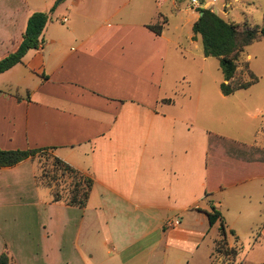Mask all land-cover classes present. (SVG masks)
<instances>
[{
    "label": "crops",
    "instance_id": "1",
    "mask_svg": "<svg viewBox=\"0 0 264 264\" xmlns=\"http://www.w3.org/2000/svg\"><path fill=\"white\" fill-rule=\"evenodd\" d=\"M179 1L0 0V60L17 49L33 13L50 14L40 48L0 75V150H50L91 177L87 206L76 209L81 218H102L111 239L109 215L158 214L165 234L168 223L178 222L173 230L183 225L170 214L208 219L201 202L226 190L230 176L235 186L264 181L257 176L264 149L226 152L229 139L210 127L215 101L230 96L221 91L224 77L216 94L202 93L215 58L205 57L193 30L188 47L180 34H168L167 5L181 17L175 30L183 14L191 29L200 17ZM164 18L157 35L149 26ZM214 150L221 153L216 164ZM39 173L32 159L0 168V255L8 251L16 264L23 254L41 260L32 229L47 231L49 209L62 207L50 189L44 196Z\"/></svg>",
    "mask_w": 264,
    "mask_h": 264
},
{
    "label": "rangeland",
    "instance_id": "2",
    "mask_svg": "<svg viewBox=\"0 0 264 264\" xmlns=\"http://www.w3.org/2000/svg\"><path fill=\"white\" fill-rule=\"evenodd\" d=\"M198 1L201 7L193 6L191 0L179 2L190 13L196 11L195 16H199L198 11L205 8L230 23L264 26V0ZM171 9L169 5L165 8V13L170 18V23L166 26L167 32L171 35L180 34L182 45L188 47L187 37L192 33L191 27L186 24L189 18L183 14V27L175 30L181 17L174 15ZM194 40L199 43L201 37L196 36ZM199 46L202 51V44ZM212 60L215 65L208 70V77L204 80L206 88H203L202 93L207 89L208 94H216L218 83L224 77L223 72L217 69H220L218 59ZM238 67L234 83L245 80L246 67L259 78V82L247 90L236 92L234 97L230 96L228 103L215 101L210 127L218 135L229 139L222 143L225 151L228 149L226 152L250 155L253 153L251 149L255 147L264 149V38L245 49L239 58ZM192 81L196 79L193 78ZM198 87L199 85L193 84L192 91L199 90ZM220 155V151H213L214 164ZM54 157L50 150H44L35 160L38 162L39 174H44L47 181H53V185H57L55 189L63 193L65 200L59 203L62 207L49 209L48 215L53 218L51 228L48 226L47 231L37 226L32 229L31 245L37 250L41 260H36L34 255L23 254L19 257L22 259L20 264H264V239L259 238V234L264 231L262 179L257 180L254 185L248 183L235 186L231 180L233 176H230L222 184L226 190L200 204L210 212L211 205L215 204L221 212L227 227L228 246L237 252L230 254L223 245L217 246L221 240V223L210 228L208 219L196 213L180 216L170 214L168 217L171 221H182L183 225L179 228L184 231L178 232L179 228L173 230V226L167 224L168 231L165 234L160 229L158 214L140 215L128 210L116 214L115 218L109 215L111 239L103 226L102 218L97 219L93 213L87 212L84 219L76 207L66 208L73 179L68 174L61 175L57 171L53 165ZM257 176H264V167L257 165ZM42 187L45 196L47 188ZM47 194L50 197V193ZM65 226L69 227L68 232L65 231Z\"/></svg>",
    "mask_w": 264,
    "mask_h": 264
},
{
    "label": "trees",
    "instance_id": "3",
    "mask_svg": "<svg viewBox=\"0 0 264 264\" xmlns=\"http://www.w3.org/2000/svg\"><path fill=\"white\" fill-rule=\"evenodd\" d=\"M61 2L62 0L58 1L56 5ZM198 12L202 16L193 25L194 38L196 36L201 37L205 57L217 58L220 61V67L225 78V82L221 84L223 95L231 96L240 90H247L257 84L259 78L251 72L249 67H246L243 82L236 84L234 79L239 68L238 61L241 54L247 47L264 38V26L251 27L246 23H230L210 9L201 8ZM49 20V13L35 12L30 16L26 31L17 49L0 60V75L21 64L23 58L30 51L40 48L41 37ZM166 25L167 21L163 20L156 25L149 26V28L157 35H161ZM16 96L18 97L17 94ZM42 151L44 149L0 150V168L14 167L28 159L35 160V157ZM53 165L61 175L68 174L73 179L67 201L68 205L80 209L86 208L94 180L57 157H54ZM38 181L52 191L54 203L65 200L63 193L55 189L57 185H53V181H47L44 174H39ZM207 215L210 228H213L218 222L221 223V240L217 246L221 244L230 254H237L235 249L228 246L227 227L221 212L212 207V211L208 212ZM231 233L235 235L234 231ZM263 233H260L259 237H262ZM0 264H15L8 251L0 255Z\"/></svg>",
    "mask_w": 264,
    "mask_h": 264
},
{
    "label": "built area",
    "instance_id": "4",
    "mask_svg": "<svg viewBox=\"0 0 264 264\" xmlns=\"http://www.w3.org/2000/svg\"><path fill=\"white\" fill-rule=\"evenodd\" d=\"M191 3H192L193 6L201 7L198 0H191ZM176 224H178V222H176ZM175 225L172 224V223H168V226H175Z\"/></svg>",
    "mask_w": 264,
    "mask_h": 264
},
{
    "label": "water",
    "instance_id": "5",
    "mask_svg": "<svg viewBox=\"0 0 264 264\" xmlns=\"http://www.w3.org/2000/svg\"><path fill=\"white\" fill-rule=\"evenodd\" d=\"M202 16V14H200V17Z\"/></svg>",
    "mask_w": 264,
    "mask_h": 264
}]
</instances>
